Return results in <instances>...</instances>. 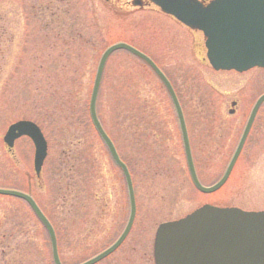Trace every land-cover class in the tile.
<instances>
[{
  "label": "rangeland",
  "instance_id": "1",
  "mask_svg": "<svg viewBox=\"0 0 264 264\" xmlns=\"http://www.w3.org/2000/svg\"><path fill=\"white\" fill-rule=\"evenodd\" d=\"M130 1L0 0V189L34 198L54 228L62 264H80L107 248L128 216L122 176L87 111L105 49L125 43L164 73L204 186L222 174L253 103L264 93V70L214 72L201 33L152 5L133 8ZM96 114L129 170L136 209L124 242L98 264H153L158 225L202 205L264 211V103L242 158L210 194L193 188L168 96L141 61L122 50L109 56ZM22 120L35 123L46 141L39 179L28 139H18L10 151L2 143L7 127ZM0 264H52L47 236L26 204L1 196Z\"/></svg>",
  "mask_w": 264,
  "mask_h": 264
},
{
  "label": "water",
  "instance_id": "2",
  "mask_svg": "<svg viewBox=\"0 0 264 264\" xmlns=\"http://www.w3.org/2000/svg\"><path fill=\"white\" fill-rule=\"evenodd\" d=\"M191 30L202 33L205 57L214 71L243 73L253 68L264 69V0H212L206 5L196 0H144ZM133 7H142L141 0H132ZM122 50L141 61L155 75L172 105L180 134L189 180L203 194L220 189L226 182L241 151L264 94L253 104L233 154L221 176L210 187L197 180L187 130L177 98L169 82L144 54L124 43L108 47L100 56L89 96L88 117L93 130L105 147L112 163L121 172L128 201V217L117 239L102 252L80 264H97L110 256L123 243L135 215V201L127 167L103 131L95 111L103 68L108 57ZM230 106L233 108L235 103ZM233 114V110L228 111ZM28 138L33 145V172L39 176L46 157V142L39 128L29 121H18L6 129L2 142L11 149L14 142ZM0 196L25 202L44 229L50 247L52 264H61L54 231L31 197L16 190L0 189ZM153 264H264V211L244 212L237 208L203 205L176 221L160 224L152 247Z\"/></svg>",
  "mask_w": 264,
  "mask_h": 264
},
{
  "label": "flooded vegetation",
  "instance_id": "3",
  "mask_svg": "<svg viewBox=\"0 0 264 264\" xmlns=\"http://www.w3.org/2000/svg\"><path fill=\"white\" fill-rule=\"evenodd\" d=\"M105 2H108V0H104ZM201 2H205V1H208V0H200ZM144 4V7L143 8H145V7H149L151 4H146V2L144 1L143 2ZM139 9H142V8H139ZM255 119H256V117H255ZM255 119L253 120V122H252V124H251V127H250V131H251V129H253V127H254V121H255ZM249 135H250V132H249V134H248V136H247V138H246V140H245V143L243 144V147H242V150H241V153H240V155H239V157L237 158V161H236V163L238 162V160L240 159V158H242V153H243V151H244V149H245V147H246V145H247V142H248V137H249ZM235 163V164H236ZM220 177V176H219ZM218 177V178H219ZM218 180V179H217ZM216 180V181H217ZM40 208V207H39Z\"/></svg>",
  "mask_w": 264,
  "mask_h": 264
},
{
  "label": "trees",
  "instance_id": "4",
  "mask_svg": "<svg viewBox=\"0 0 264 264\" xmlns=\"http://www.w3.org/2000/svg\"><path fill=\"white\" fill-rule=\"evenodd\" d=\"M138 114H141V113H139V111H138ZM149 114V113H148ZM102 125V124H101ZM102 128H103V130H104V132L106 133V135L109 137V139L111 140V142L113 143V145H114V147H115V149H116V146H115V144H114V140H113V138H112V136L110 135V133L106 130V128L104 127V126H102ZM116 151H117V149H116ZM118 153V152H117ZM119 155V154H118ZM121 159V158H120ZM123 162V161H122ZM124 163V162H123ZM125 164V163H124ZM47 217V216H46ZM47 219L49 220V218L47 217ZM50 221V220H49ZM51 223V222H50ZM54 229V228H53Z\"/></svg>",
  "mask_w": 264,
  "mask_h": 264
},
{
  "label": "bare ground",
  "instance_id": "5",
  "mask_svg": "<svg viewBox=\"0 0 264 264\" xmlns=\"http://www.w3.org/2000/svg\"><path fill=\"white\" fill-rule=\"evenodd\" d=\"M203 43V42H202Z\"/></svg>",
  "mask_w": 264,
  "mask_h": 264
}]
</instances>
